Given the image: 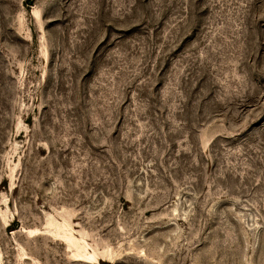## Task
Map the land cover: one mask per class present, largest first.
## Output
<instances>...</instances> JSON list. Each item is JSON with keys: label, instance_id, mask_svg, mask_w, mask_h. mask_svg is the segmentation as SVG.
Masks as SVG:
<instances>
[{"label": "rangeland", "instance_id": "374dc122", "mask_svg": "<svg viewBox=\"0 0 264 264\" xmlns=\"http://www.w3.org/2000/svg\"><path fill=\"white\" fill-rule=\"evenodd\" d=\"M264 264V0H0V264Z\"/></svg>", "mask_w": 264, "mask_h": 264}, {"label": "trees", "instance_id": "16d2710c", "mask_svg": "<svg viewBox=\"0 0 264 264\" xmlns=\"http://www.w3.org/2000/svg\"><path fill=\"white\" fill-rule=\"evenodd\" d=\"M102 264H106V262H103Z\"/></svg>", "mask_w": 264, "mask_h": 264}]
</instances>
